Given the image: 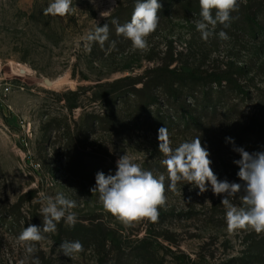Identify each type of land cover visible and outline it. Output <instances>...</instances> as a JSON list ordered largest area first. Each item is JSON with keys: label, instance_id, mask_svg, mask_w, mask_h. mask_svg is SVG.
I'll return each mask as SVG.
<instances>
[{"label": "rangeland", "instance_id": "rangeland-1", "mask_svg": "<svg viewBox=\"0 0 264 264\" xmlns=\"http://www.w3.org/2000/svg\"><path fill=\"white\" fill-rule=\"evenodd\" d=\"M119 1L73 0L74 13L53 17L44 14L50 0H0V82L11 85L7 104H0V264H32L35 258L40 264H264V246L258 243L264 233L229 234L222 197L210 185L199 193L194 184L181 182L173 192L166 179L167 201L157 221L132 226L120 223L92 193L96 174L114 175L125 154L143 169L167 176L159 152L161 127L168 129L173 148L199 136L220 180L242 183L234 147L264 152V138L251 126L256 119L264 124V45L258 48L231 30H223L229 38L222 40L221 28L205 41L193 23L198 17L179 6L147 38L144 51L134 50L131 41L111 50L92 44L87 51L83 37L107 19L100 13L112 9V14ZM170 49L184 51L209 72L246 64L251 72L242 80L249 94L228 90L220 99H205L200 93V104L217 105L202 130L178 124V113L164 105L162 92L153 107L135 99L116 104L121 97L111 96L108 83L156 66ZM19 64L25 72L14 71ZM188 87L202 90L193 82ZM41 192L74 200L77 222L69 227L62 220L55 233H42L45 240L28 255L18 236L29 225L43 227ZM240 195L232 198L236 206H242ZM91 219L102 222L105 247L80 236ZM66 241H79L84 250L68 257L59 248Z\"/></svg>", "mask_w": 264, "mask_h": 264}, {"label": "clouds", "instance_id": "clouds-1", "mask_svg": "<svg viewBox=\"0 0 264 264\" xmlns=\"http://www.w3.org/2000/svg\"><path fill=\"white\" fill-rule=\"evenodd\" d=\"M95 4L96 0H89ZM115 2V0H113ZM73 0H50L44 9L45 15L65 17L75 12ZM199 18L194 19L196 29L202 39L207 41L213 35L218 24L224 28L230 27L232 13L238 11V0H199ZM158 0H136L129 22L120 24L118 19H112L116 26V34L131 41L134 50L144 51L148 47L147 38L154 33L160 21ZM112 10V9H111ZM111 10L100 13L108 18ZM215 11V16H213ZM109 24L96 26L94 31L83 37L85 49L91 51L93 43H98L101 49L109 41ZM222 40L229 37L225 31L219 32ZM111 42L110 50L115 48ZM231 141V138H226ZM159 152L164 158L161 164L166 168L167 176H158L150 170L143 169L140 164L133 162L128 155L121 156L116 164L115 174L105 175L98 172L95 177V187L92 193H98L103 208L125 226H132L140 221L156 222L159 208L166 205L165 180L170 183L168 188L175 192L181 182L195 185L199 193L208 191V186L214 195L221 196V204L226 209V225L229 234L238 230L251 229L257 234L264 233V152L249 153L242 147H234L240 159L233 163L239 167L237 176L242 183L220 180L214 173L209 158L210 152L202 145L200 137L186 141L173 148L169 131L166 127L158 130ZM234 143V142H233ZM240 195L242 206H236L232 198ZM42 207L40 214L43 227L29 225L18 236V242L25 247L28 255L37 252L36 244L45 240L42 233H55L57 224L62 220L74 227L77 222L75 212L77 205L63 193L55 196L40 193ZM60 251L71 257L82 252L83 245L79 242H64ZM20 264H24L21 260ZM32 264H40L38 258Z\"/></svg>", "mask_w": 264, "mask_h": 264}, {"label": "trees", "instance_id": "trees-1", "mask_svg": "<svg viewBox=\"0 0 264 264\" xmlns=\"http://www.w3.org/2000/svg\"><path fill=\"white\" fill-rule=\"evenodd\" d=\"M135 3L136 0H120L112 14L99 25L109 24V41L105 43L104 48H109L112 41H115L116 45H122L125 41L129 42L123 36L116 34V26L111 24V20L118 19L120 24L129 22ZM158 3L161 4L159 26L171 14H177L179 6L184 8L189 16L195 15L199 18V0H158ZM238 5V11L232 13L230 27L224 28L223 25L218 24L216 28L234 31L248 43L262 49L264 45V0H238ZM213 16H215V11H213ZM93 47L95 50L96 47L101 48L98 43H93ZM163 54L162 61L156 66L148 67L138 74L132 73L119 77L108 83L111 87V96L121 97L116 104L135 99L144 107H153L157 104L156 96L162 92L167 96L164 105H168L178 113L176 117L178 124L187 129L202 130L205 126L204 119L209 114H213L217 105H212V100H209L207 104H200L198 100L201 95L205 99L211 95L220 99L228 90L242 96L249 94L242 80L245 74L251 72L246 64L225 65L209 72V69L203 70L200 66H195L194 62H190L188 54L184 51L170 49L165 50ZM192 82L202 85V90L200 92L197 89L191 90L188 85ZM251 126L258 138L263 139L264 124L262 121L256 119ZM102 227L100 220L91 219L89 225L84 226L85 232L80 233V236L88 238L98 247H105L107 238L106 234L101 231ZM258 243L264 246V236L258 240Z\"/></svg>", "mask_w": 264, "mask_h": 264}, {"label": "built area", "instance_id": "built-area-1", "mask_svg": "<svg viewBox=\"0 0 264 264\" xmlns=\"http://www.w3.org/2000/svg\"><path fill=\"white\" fill-rule=\"evenodd\" d=\"M11 93V85L8 83H5L2 85L0 82V104L6 105L7 97Z\"/></svg>", "mask_w": 264, "mask_h": 264}, {"label": "bare ground", "instance_id": "bare-ground-1", "mask_svg": "<svg viewBox=\"0 0 264 264\" xmlns=\"http://www.w3.org/2000/svg\"><path fill=\"white\" fill-rule=\"evenodd\" d=\"M25 70H26V67L22 64H19V65H17V67L16 66L14 67V71L17 73L18 72L23 73V72H25ZM51 83L53 84V82H51Z\"/></svg>", "mask_w": 264, "mask_h": 264}, {"label": "water", "instance_id": "water-1", "mask_svg": "<svg viewBox=\"0 0 264 264\" xmlns=\"http://www.w3.org/2000/svg\"><path fill=\"white\" fill-rule=\"evenodd\" d=\"M46 82L48 83V85H50V84H51V81H49V80H47Z\"/></svg>", "mask_w": 264, "mask_h": 264}]
</instances>
